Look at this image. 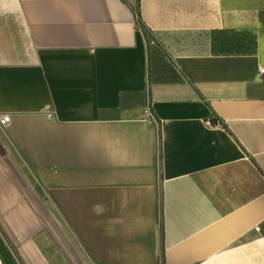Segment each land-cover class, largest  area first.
<instances>
[{
    "label": "crops",
    "instance_id": "1",
    "mask_svg": "<svg viewBox=\"0 0 264 264\" xmlns=\"http://www.w3.org/2000/svg\"><path fill=\"white\" fill-rule=\"evenodd\" d=\"M260 66L264 0H0L16 264H264Z\"/></svg>",
    "mask_w": 264,
    "mask_h": 264
},
{
    "label": "trees",
    "instance_id": "2",
    "mask_svg": "<svg viewBox=\"0 0 264 264\" xmlns=\"http://www.w3.org/2000/svg\"><path fill=\"white\" fill-rule=\"evenodd\" d=\"M215 41H216L219 45H222V44L227 45V44H229V41H227V38H226V37L224 38V37L222 36V34H220V33L218 34V36L216 37V39H214V43H215ZM154 73H155L154 70L150 68V72H149L150 86H151L152 84H155V83H156V82L154 81V78H155V76H154L155 74H154ZM150 101L152 102L151 92H150ZM0 250L2 251L3 256H4L5 258H7L5 252L3 251V248H1V246H0Z\"/></svg>",
    "mask_w": 264,
    "mask_h": 264
},
{
    "label": "built area",
    "instance_id": "3",
    "mask_svg": "<svg viewBox=\"0 0 264 264\" xmlns=\"http://www.w3.org/2000/svg\"><path fill=\"white\" fill-rule=\"evenodd\" d=\"M258 74L260 77L264 76V67L260 66L258 67ZM10 115L9 114H2L0 113V126L5 127L10 123ZM206 125L208 126H212V122L211 121H207ZM220 124H216V126H219Z\"/></svg>",
    "mask_w": 264,
    "mask_h": 264
},
{
    "label": "water",
    "instance_id": "4",
    "mask_svg": "<svg viewBox=\"0 0 264 264\" xmlns=\"http://www.w3.org/2000/svg\"><path fill=\"white\" fill-rule=\"evenodd\" d=\"M0 246L3 248V251L6 253L9 261L11 262V264H16L15 260L13 259L12 255L10 254V252L8 251V249L5 247L3 241L0 239Z\"/></svg>",
    "mask_w": 264,
    "mask_h": 264
},
{
    "label": "rangeland",
    "instance_id": "5",
    "mask_svg": "<svg viewBox=\"0 0 264 264\" xmlns=\"http://www.w3.org/2000/svg\"><path fill=\"white\" fill-rule=\"evenodd\" d=\"M14 259V258H13ZM15 260V259H14ZM16 262V261H15ZM7 264H11V262L9 260H7Z\"/></svg>",
    "mask_w": 264,
    "mask_h": 264
},
{
    "label": "flooded vegetation",
    "instance_id": "6",
    "mask_svg": "<svg viewBox=\"0 0 264 264\" xmlns=\"http://www.w3.org/2000/svg\"><path fill=\"white\" fill-rule=\"evenodd\" d=\"M1 248H2V247H1ZM5 254H6V253H5ZM6 256H7V255H6ZM5 259H6V260H9V259H8V257H7V258H5Z\"/></svg>",
    "mask_w": 264,
    "mask_h": 264
}]
</instances>
